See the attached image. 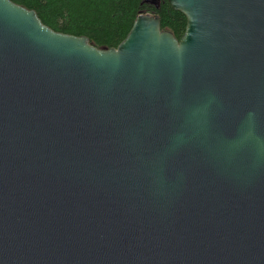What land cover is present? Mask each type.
Instances as JSON below:
<instances>
[{"label": "water", "instance_id": "95a60500", "mask_svg": "<svg viewBox=\"0 0 264 264\" xmlns=\"http://www.w3.org/2000/svg\"><path fill=\"white\" fill-rule=\"evenodd\" d=\"M167 1L97 47L0 0V264H264V0Z\"/></svg>", "mask_w": 264, "mask_h": 264}, {"label": "trees", "instance_id": "16d2710c", "mask_svg": "<svg viewBox=\"0 0 264 264\" xmlns=\"http://www.w3.org/2000/svg\"><path fill=\"white\" fill-rule=\"evenodd\" d=\"M36 11L41 21L54 30L86 35L97 47L116 46L141 11L157 13L162 29L177 38L186 25V16L167 0L157 5L146 0H13Z\"/></svg>", "mask_w": 264, "mask_h": 264}]
</instances>
